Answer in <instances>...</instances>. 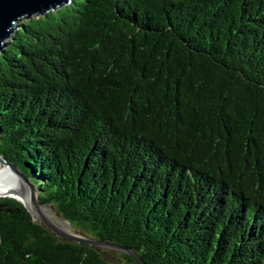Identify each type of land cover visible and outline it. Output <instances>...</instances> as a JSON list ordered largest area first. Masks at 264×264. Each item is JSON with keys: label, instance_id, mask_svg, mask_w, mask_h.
I'll list each match as a JSON object with an SVG mask.
<instances>
[{"label": "trees", "instance_id": "1", "mask_svg": "<svg viewBox=\"0 0 264 264\" xmlns=\"http://www.w3.org/2000/svg\"><path fill=\"white\" fill-rule=\"evenodd\" d=\"M0 54V155L146 264H264V0H72ZM0 264H139L0 196Z\"/></svg>", "mask_w": 264, "mask_h": 264}, {"label": "water", "instance_id": "2", "mask_svg": "<svg viewBox=\"0 0 264 264\" xmlns=\"http://www.w3.org/2000/svg\"><path fill=\"white\" fill-rule=\"evenodd\" d=\"M72 0H0V54L10 45L14 33L21 29V23L32 17L44 16L52 11H58L69 5ZM1 133V129H0ZM11 168L27 185L28 195L24 206L32 215L33 221L44 225L52 234L59 238L74 243L84 245L94 249L112 250L125 253L131 256L139 264H146L142 258L131 248L107 240H100L75 230L70 223L68 226L57 223L49 214L56 216V211L52 204L43 203L40 199V191L35 184L23 173L15 164L8 162L0 155V170Z\"/></svg>", "mask_w": 264, "mask_h": 264}, {"label": "bare ground", "instance_id": "3", "mask_svg": "<svg viewBox=\"0 0 264 264\" xmlns=\"http://www.w3.org/2000/svg\"><path fill=\"white\" fill-rule=\"evenodd\" d=\"M0 195L15 198L23 203H25L28 195L27 185L9 166H7V170H0ZM49 214L57 223L68 226V222L60 218L57 213L56 216L51 212Z\"/></svg>", "mask_w": 264, "mask_h": 264}, {"label": "rangeland", "instance_id": "4", "mask_svg": "<svg viewBox=\"0 0 264 264\" xmlns=\"http://www.w3.org/2000/svg\"><path fill=\"white\" fill-rule=\"evenodd\" d=\"M25 21V20H24ZM1 196V195H0ZM1 197H9V196H1Z\"/></svg>", "mask_w": 264, "mask_h": 264}]
</instances>
